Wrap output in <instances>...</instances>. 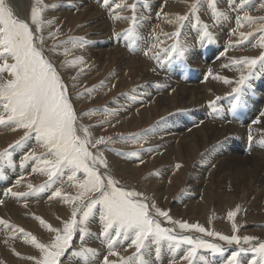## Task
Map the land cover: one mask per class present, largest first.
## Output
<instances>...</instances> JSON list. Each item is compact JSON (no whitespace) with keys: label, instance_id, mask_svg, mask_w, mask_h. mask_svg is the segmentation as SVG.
Instances as JSON below:
<instances>
[{"label":"bare ground","instance_id":"1","mask_svg":"<svg viewBox=\"0 0 264 264\" xmlns=\"http://www.w3.org/2000/svg\"><path fill=\"white\" fill-rule=\"evenodd\" d=\"M88 1L73 0V2H76L73 3L74 5L81 3L82 6L78 10H82V13H87V18L93 21L91 25H94L95 34L97 35L94 42H91L92 45H90L89 49L91 54L96 57L92 58V61L91 58L88 59V66L89 64H93L97 68V72H104L109 67V59L111 61L118 59L113 71L107 76L108 78L106 77L103 84L100 85L101 87L98 86L99 88L91 92L93 93L92 98L102 97L112 88V85H116L115 83L117 81L122 82L127 79L128 70L134 69L137 62L141 64V68L140 72H138L140 82L137 83L136 87L141 85L145 86V88H139L135 91V88H133L130 91V97L128 94L127 96L124 95L116 103L118 105L112 104L111 110L115 113L110 111L109 116H107V120L109 121L101 127L105 128V125L114 122V119H119L120 121L123 118L125 120L123 124L126 126L127 119L131 117L134 118L135 123L139 124L141 121L139 113L142 110L147 109L146 113L148 112V114L145 115V119H149L152 116L150 114L151 111L148 110L149 105H153L151 107H155L156 110L160 108L159 111L162 112L161 118L166 116L167 119L165 128H158V123L144 130L147 138L153 136L155 133H160L158 139L146 142V139L142 137L136 138L135 136H128L127 138L125 137L119 140L122 145H133L131 142L142 145L136 146L138 148V152H136L138 153V157L136 160L130 156H126L128 161H126L125 156H120V158H117L114 154L111 156L113 159L112 163L117 167V171L120 173L132 172L142 162H147L148 164L157 162L155 171L149 178L145 179V183L149 190L154 191L160 189L162 197L161 200H158L163 207H166V200H164L166 198L164 197H167L170 194L171 187H174L170 179L172 177L176 179V176L178 178V175H184V170L187 168L188 173L185 175L187 181L184 191L177 197V202L170 205L172 213L174 214L173 216L176 215L179 217L185 213H189L193 219L198 217L203 222H209L211 219L209 209L213 207L216 213L215 225L229 231L228 226L230 220L228 219V213L231 212L230 206L238 198L244 202L243 205L241 204L240 219L246 216L252 225V231H259L264 236V143H262L264 141V120L260 124L252 123L259 116L260 112L264 111V96L252 94V97L246 93L242 97L243 106L238 105L235 110L232 108V104L236 103L234 95H223V93L219 100L214 97L218 91L215 85H221L220 87L226 90V93H231L233 88L231 86H236L234 80L239 79L237 75L244 69L221 74L218 73L219 71L227 68L231 70L237 69L238 67L234 64V61L241 60L244 56L258 54L260 52L259 39L261 35H264L263 32L258 31L253 38L245 42L244 39L250 34L249 30L251 28L258 29L261 25L257 21L248 24L247 20H244L243 17L248 11L261 8L260 4L264 0L253 1L250 5L244 6L243 8L240 6V0H211L215 5L214 8H218L224 15H226V11L223 8L225 6L229 8L228 16L231 17L232 28L236 31L234 40L236 43L242 40L247 47V49L237 52H229L228 54L226 52L221 53L223 58L218 64H216L217 43L212 38L209 39L206 36V31L215 29L214 32H210L209 34H214L218 38L223 39L229 37L233 33V30H230V26L223 16L220 18L218 26L216 23L210 22L214 9L213 4L209 3L211 2L210 0H202L198 7L199 11H195V15H193L194 17L200 16L199 20L196 21L195 18H191V22L186 24L183 31H181L182 33L179 39L176 40L179 48L187 49L185 56H175L172 60H169L164 55L165 51H162L160 45L165 42L161 38L163 28L168 29L169 26L172 27L175 21L171 20L169 25L164 24L168 21L165 20L168 15L166 7L168 5L174 10L178 9V7L180 8L179 4L176 5L177 0H140V5L146 11L149 19L147 22H140L133 26L129 32L128 39L122 34L116 36L118 32L128 27L127 24H119V18H116L114 12L109 16L103 15L102 11L99 10V5H88ZM27 2V0H9L10 6L18 19H29V3L27 4ZM163 2L165 3V9L162 15H160L163 10L160 4ZM93 6L98 8V10ZM139 10L140 12L137 11L138 15L144 16L143 9L139 7ZM250 13L254 12H249L247 15ZM125 15H130V12L125 13ZM68 16L72 17V13H68ZM238 19L241 20L240 26L237 25ZM202 20H208L209 24ZM105 22H107V25ZM194 22L200 25L199 28L197 25L194 28ZM250 32H255V30ZM154 44L157 46L153 47ZM154 50H157L156 55H153ZM127 52L130 54L128 55ZM157 56L161 57L159 60L161 63L156 59ZM195 60L201 64L195 67L196 69L194 70L190 62ZM162 64L168 65L169 67H163ZM197 65L195 64V66ZM176 67L179 68L176 69ZM212 70L224 79H212ZM163 72L167 75L162 74ZM257 77L260 82L255 83V89L261 92V83L264 84V71L259 66H257ZM63 78L61 80L67 88L69 99L72 100L70 87ZM224 80H231L232 85L228 86L224 83ZM189 84L194 87H190ZM148 97L151 99L147 101ZM128 101H131V103L145 104L135 109H130L128 107ZM212 101L216 102L214 107L211 106ZM73 107L76 109L75 105ZM142 112L144 113V111ZM96 116L97 118L99 117V115ZM102 128H98V131H101ZM249 130H251L253 136L251 142L248 140ZM2 133L6 132L2 131ZM79 134L82 136L81 131ZM2 135L8 134H0V137ZM12 135L14 136L12 133L9 138ZM2 141L4 139L0 140V143ZM122 145L119 144V148H123ZM11 153H14V150ZM186 161L192 162V165L188 167ZM31 166L27 169L18 166V171L11 167L7 169L0 168V201H3V203H0V263L2 264L6 262L5 260L12 261V253H16L15 248L20 253L31 254L37 249L27 234L19 233L16 235L13 239H17L18 242L7 239V235L11 234L12 236V230L15 228L11 222H17L23 224V226L26 225L29 229L33 228L32 230L37 229L36 225L39 221L35 218V215L33 216L31 213L25 211L27 205L41 204L47 207L44 214L46 218L48 217V221L54 225L58 224V221L62 218L67 217L66 208L63 206L64 201L60 197L56 200V203L59 206V208L57 207V211L61 212V216L57 215L58 217H56L53 215L56 207L54 204L45 206L50 205L49 203L54 201L53 193L58 188L51 191L52 189L47 188V184H44L34 191L25 190L28 185L25 182H21L22 179L20 180L19 176L24 172L30 171ZM135 173L137 174V172ZM157 175L160 177L159 180L157 179ZM18 179L20 181L19 184L16 183ZM55 183L59 184L60 180ZM40 188H43V191H37ZM8 189H11L14 193H22L23 195L14 196L8 192ZM11 200L13 206H8V204H11ZM33 212L35 213V211ZM99 221L97 220V216L89 219L88 224L92 226L91 230L94 231V228H97L96 222L99 224ZM102 228L103 226L98 228L100 232ZM92 234L96 233L92 232ZM93 237H85L81 241V245L77 241L78 238H76L71 253L76 248L79 249L82 247V250H79L78 254H74L75 258L82 259L83 257L88 261V264H103V257L108 254L107 242L106 240H98V237ZM98 243H100L99 248L97 247ZM216 244H219L225 249L224 255H213L203 250L199 255L204 256L205 260L197 261L196 264H224L226 258L233 251L237 250L234 247L225 248L220 243ZM124 245L127 246L128 244H122V241H118L113 246L114 250L119 252V255L113 256V258L133 257V254H128L125 250L123 251L124 247L122 248V246ZM85 248L95 250V255L92 253L81 255L80 253ZM155 248L156 245L153 244L150 253L145 255L144 259L149 264H171L172 260L182 258L186 255L188 245H183V248L179 252L173 253L171 248L168 247V243L164 241L160 245L161 253L159 259H156ZM253 258L251 254H243L241 260L243 264H249V261ZM108 259L110 264H116L114 260H111V256ZM18 261L16 260V262ZM19 262L22 263V261ZM62 264L73 263H67V259L65 258ZM136 264H139V260H136Z\"/></svg>","mask_w":264,"mask_h":264},{"label":"rangeland","instance_id":"2","mask_svg":"<svg viewBox=\"0 0 264 264\" xmlns=\"http://www.w3.org/2000/svg\"><path fill=\"white\" fill-rule=\"evenodd\" d=\"M27 1H28L27 4L29 3L28 4L29 5L28 6L29 7L28 8L29 19L26 18V19H21V20H23L24 22H26L30 25L35 36L42 37V41H38L37 43L39 44V47H40L44 57L50 63H52L53 67L56 69V71H58L57 72L58 75H61L60 76L61 78L64 77L63 78L64 81H66V84L70 87L71 97H72V100L70 99V101L72 102L73 105L76 106V109L74 107L73 108H74V111L77 115V124H78L79 128L81 129L82 136L84 135L82 129H88L89 136L92 139V141L98 140L101 137H103L104 140L106 141L105 144L96 145V147L89 146V150L93 153V155L103 156V158L107 162L106 167L101 166L99 164L96 165L99 173L101 175L110 176L116 182V186L121 188V189H124L126 191H134V192L139 193V194L141 193L140 199H142V201L148 205L150 215L152 216V218L154 220H156L157 222H159L161 227L171 228L173 230V232H172L173 235L187 236V237L190 236L192 239H195V240L203 239L209 243H220L225 248L234 247V248L238 249V247H243V248L247 249L250 247V245H245L243 243H241V245H239V246L235 245V244L234 245H227L225 242L219 241L218 239H216L214 237H209V236H206L204 234H201V233H198L195 231H183L179 228L180 223H188V224H199L201 227H204L206 230L212 231V232H217L221 235L231 236V235L235 234L241 238V241L243 240V237L251 236V237L256 238L255 241H253V243L259 244L261 242H264V236H262L261 233H259V231H257V232L252 231V225L249 223L250 221L247 219L246 216H244V218L242 217V219H240L241 217L239 215L241 213L242 205L244 202H242L238 198L235 199L234 203L230 206L231 212L232 211L237 212V215H236L237 218L235 217L234 221L230 220L229 226H228L229 231H226L223 228H220L219 226L215 225L216 213H215L213 207H210L211 209H209V215H210V218L212 219V220L210 219L209 222H206V221L203 222L202 219H199L198 217L193 219L191 217V215H189V213H185L184 215L179 216V217L176 215L173 216L174 214L172 213V209H171L170 205H173L174 203H176L177 197L179 195H181L184 191L185 183L187 181L186 176H185L188 173L187 168H185V170H184L185 171L184 175H178V178L176 176V179H174V177H172L170 179L171 184L173 183L174 187L172 186L171 191L169 192L170 194L167 197H164V198H166V199H164V200H166V207H163L161 205V203L159 202V200H161V197H162L160 189L154 190L155 191L154 192L152 190H149V188L147 187V184L145 183V179L149 178L150 175L155 171V169L157 167V162H152L150 164H148L147 162H142L138 165L136 170L134 169L135 171L130 170L132 172L120 173L119 171H117V169H116L117 167L115 166L114 163H112L113 159L111 156L113 154L116 155L117 158H120V156H125L126 161H128L126 156H128V157L130 156L131 158L133 157L134 160H136L138 157V155H137L138 153H136V152H138L137 151L138 148H136V146L142 145V144H134V142H131V143H133V145L132 144H127V145L123 144L122 145V143L119 142V140H122L125 137L127 138L128 136H135L136 138L142 137V138L146 139V142H148L150 140L158 139V135L160 133H155L153 136L147 138L146 137L147 134L144 133V130L149 128L151 125L158 124V123H159L158 128H165L164 126H165L166 121H167L166 116L161 118L162 112L159 111L160 108H158V110H156L155 107L154 108L151 107L153 105H149L148 110L151 111L150 114H152V116H150L149 119H145V115H147L148 112L146 113L147 109L142 110V111H144V113L142 111L139 113V115L141 116L140 117L141 121L139 124L135 123L134 118L131 117V118L127 119L128 121L126 122L127 123L126 126L123 124L125 122V120L123 118V120H120V121H119V119H114L115 121L117 120L116 121L117 123L114 121V122H111V123L105 125L106 129L101 127V126H103V124H106V122L109 121V120H107L108 119L107 116H109V112L110 111L114 112L113 110H111L112 104L115 105L120 100V98L123 97L124 95L127 96V94H128L130 97V91L133 90V88H135L134 91L136 89H139V88H145L144 85L136 87L137 83L140 82V80H139L140 75L138 72H140L141 64L137 62L138 64L137 63L135 64L134 69L128 70V76L129 77L127 76V79H125L122 82L117 81L115 83L116 85H112V88L109 91H107L102 97H100V98L99 97H93L92 98L93 93H91V92L93 90H96L97 88H99L98 86L103 84L106 77L111 73V71H113L115 63L118 59H115L112 61H111V59H109V67L106 68V70L104 72L99 71L100 73L97 72V68L94 67L93 64H91V65L89 64V66H88V63H89L88 59L91 58V61H92V58L96 57L95 55L91 54V51L89 49H90V45H92L91 42H94L95 37L97 35L95 34L96 32L94 29V25H91V23L93 21H90V19L87 18V13H82L81 12L82 10L81 11L78 10V8H81V6H82L81 3L74 5L73 3H76V2H73V0H40L39 4L37 3V0H27ZM89 1H91V2H89ZM89 1L87 2L88 5H91V6L92 5H94V6L99 5V10L102 11L103 15L105 14V16H109L111 13L114 12V14L116 15V18L117 17L119 18V22H118L119 24H127L128 25V27L126 29L118 32L117 33L118 35H116V36H119L120 34H122L126 37V39H128L129 32L133 26H135L137 23H140V22H147L149 19L146 11L140 5V0H108L107 5H105L103 3V0H89ZM253 1H256V0H249L248 4L244 5V6L250 5ZM201 2H202V0H177L176 5L179 4L180 8L178 7V9H176V10H174L172 7H169L167 5L166 8L168 10L167 11L168 15L165 18V20H168V21H166V23H164V24L169 25L171 20H175V21L172 24V27L169 26L168 29L163 28V31L161 33V38H163L165 40V42L162 45H160L162 48V51L169 49L174 43L176 44L177 39L173 37V34L177 30H179L180 33H182L181 31H183L186 24L191 22V18H195L196 21L199 20L200 16L194 17L193 15H195V11H199L198 7H199V4H201ZM117 3L121 4L120 8L115 7V5ZM209 3L213 4V1H211ZM262 3H264V1ZM132 5L136 6L135 10H133V8L131 7ZM160 5L163 8V10L160 14V15H162V13L165 9L164 8L165 3L163 2ZM139 7H141L143 9V11L145 13L144 16L138 15L137 11L140 12ZM33 8H41L42 9L41 15H40V19H41L42 23H41V30L39 32L36 31V25L32 24V20H31V13H32ZM94 8L96 10H98V8H96V7H94ZM223 9L226 11V15L222 14L218 8H214L212 11L210 22H214L218 26V24L220 22V18L223 16V18L229 24L230 30H233L232 23H231V17L228 16V13H229L228 9L229 8L225 6V8H223ZM252 11L254 13L248 14L249 17L253 18L252 23L257 21V23H259L261 26L258 29L257 28H251L249 30L250 34H248V36L244 39V42L253 38L255 33H257L258 31H261L264 34V31L261 30V29H264V8H259L258 10L254 9V10L248 11L247 13L252 12ZM127 12H130V15H125V13H127ZM68 13L69 14L72 13V17H69ZM167 13H164V14H167ZM114 14H112V15L115 16ZM134 14L137 17V20L135 23L132 20V16ZM181 17L184 18L182 21L179 19ZM202 21L209 24L208 20H206V21L202 20ZM107 22H105L106 25H107ZM252 23L248 22V24H252ZM193 24H194V28H196V25L198 26V28L200 26L196 22H194ZM244 27H246V26L244 25ZM253 30H255V32L251 33L250 31H253ZM109 31H108V33H109ZM214 31H215V29L206 31V36L212 38L217 43V63L216 64H218L222 60L223 56L221 55V53H223V52H226L228 54L229 52H237L240 50L247 49V47L244 45L242 40L239 41L238 43L235 42V40H234L235 34H236L235 30H233V33L230 34L229 37H226L223 39L218 38L214 34H211V35L209 34L210 32H214ZM132 32H131V34H132ZM53 33H57V35L53 36L52 35ZM170 36H172V37H170ZM80 40L83 41V44L78 43V44H76L75 47L71 43V41H80ZM129 51H131V50H129ZM156 51L155 50L153 51V55L154 54L156 55ZM127 53H128V55L130 54L129 52H127ZM261 54H264V48L260 47V52L258 54L247 55V56H244V58H258ZM175 56L176 55L173 54V58ZM0 63H2V61H0ZM8 63H12V61L9 60ZM190 63H191V66L194 67V70L196 69L195 67H198L201 64L197 60L191 61ZM195 64H198V65L195 66ZM162 65H163V67H169L168 65H164V64H162ZM221 67H224V66H221ZM237 67H238L237 69H232V70L227 68L223 71H219L218 73L219 74L224 73V72L231 73L233 71L243 69L242 65H237ZM177 68L178 67H176V69ZM92 69H93V71H92ZM255 71L257 73V68ZM95 72H97V73L95 74ZM199 72H200V70H199ZM218 73H214V71L212 70V74H211L212 79L213 78L218 79V77H219V79H224L222 76H219ZM240 73L246 74V70H242V72H239V74L237 75L238 78L241 75ZM150 74H152V73H150ZM162 74L167 75L165 72H163ZM3 75L5 76V78H10V77H7V73H5ZM200 78H202V77H200ZM235 81L236 80H234V82ZM163 82H166V81H163ZM259 82H260V80L257 77V75L254 77V79L252 81H250L252 87H251L250 91L246 92L248 96H252V94H258V95L264 96V84L263 83H261L262 84V91L261 92H259L258 89H257V91L255 89V83H259ZM227 85L230 86V85H232V83H229ZM215 86H217L216 88L218 89V91L216 92L217 94L214 95L215 99H217V97L220 98V96L223 93H224L223 95H227V93L225 92L226 90H223L220 87L221 85H215ZM190 87H194V86L190 85ZM231 87H234V86H231ZM230 94H233L232 91ZM158 96H160V95H158ZM155 97H157V96H155ZM150 99L151 98L148 97L147 101ZM144 104L145 103H131V101H128V107L130 109H135V108L140 107ZM116 105H118V104H116ZM150 107H151V109H150ZM110 114H112V113H110ZM0 115H5V117L7 115L6 113L3 112L2 106H0ZM96 115H99V117L97 118ZM115 118H116V116H115ZM110 127H112V128H110ZM9 128H10V130H8ZM98 128H102L101 131H98ZM152 129H153V127H152ZM5 130H7V131H5ZM2 131L6 132V133H2ZM26 132H28L27 129L19 128L12 122H6L5 124L0 125V134H8V135H2L0 137V140L4 139V141H2L0 143V168L7 169V168L11 167V168L16 169V171H18L17 170L18 166L27 169L29 166L32 165L30 171L24 172L22 175L19 176V179L20 180L22 179L21 182H25V183H27V185H32L31 188L27 187V188H25V190L34 191L36 188L42 187V185H44V184H47L46 185L47 188L52 189L51 191H54L58 188L57 190L61 191V197L60 198H61V200L64 201L63 206H65V208H66L65 211L67 213L66 214L67 217L62 218L61 220L58 221V224L54 225L52 222L48 221V219H47L48 217L46 218V215L44 214L45 209L47 207H44L41 204L27 205L25 208V211L28 213H31V215H33V216L35 215V218H37L39 221V223L36 225L37 229L32 230L33 228L29 229V227H27L26 225L23 226V224H19L17 222L16 223L11 222L12 226L15 227L14 229H23V232L14 231V229H13L12 230V236H11V234H8L7 239L17 241V239L15 240L13 238H15V236L18 235L19 233H21V234L23 233L25 235L27 234V236L30 237L31 239H32V237L35 238V240L38 244H43L45 246H48L53 242L55 236L58 233L62 234L64 224L71 220L72 210L74 208L80 209V211L77 212V217H76L77 220H79L81 218V214H82V211L84 210V208L81 205V201L75 200V198L80 194V192L82 190L78 186H76V181H69L67 179L68 175L70 174L67 171L64 173V175L62 177L54 178L55 182H58L60 180L59 184L54 182V183H51L50 186H49L48 176L46 174H44L43 172H41L39 170L33 171L34 168H37V166L40 165V160L45 159V158H49L48 157V150L45 147H43L35 139L34 133H30L26 136ZM12 133L14 134V136L12 135L9 138V136ZM160 137H162V135H160ZM119 144L122 145L123 148H119ZM135 149H136V151H135ZM12 150H14V153H11ZM29 154H31L32 157H38L40 159L32 158V159H29L27 161H24L23 165H22L21 162L23 161V158ZM186 162H187L188 167H190L192 165V162L191 163H190V161H186ZM32 167H33V169H32ZM34 172H36L37 174ZM135 172H137V174ZM42 177H45V178H42ZM83 178H84L83 173L77 174V181H80V180L82 181ZM157 179L159 180L160 177L158 176ZM105 183H107L106 179H105ZM143 185H145L146 187ZM187 196H189V195H187ZM66 197L73 198V202H71V203L67 202V200L65 199ZM58 198L59 197L54 196V201H51V203H49L50 205H45V206H51L52 204H54L56 206L55 210H54L55 212L53 213V215L56 217H58L57 215L61 216L60 215L61 212L57 211L58 210L57 207L59 208V206L56 203V200H58ZM82 199H83V204L88 203L87 197H83ZM8 206H13L12 200H11V204H8ZM157 209L160 211L168 212L169 217H170V221L165 219L164 217L157 215L156 214ZM238 209H239V211H237ZM33 211H35V213ZM95 216H97V220L99 221V216H98L96 210H94L93 215H91L89 217V219H91ZM68 217H70V218H68ZM89 219L86 222V224L83 226L84 228H86V232H87V233L86 232L84 233V236L85 237L94 236V237H98V240H106L105 238L101 237V235H100L101 232L99 231L100 229H98L101 226H103L102 223L100 221H99V224L96 222L97 228L95 227L94 231H93V230H91L92 226H90V224H88ZM238 219L240 220V222ZM41 220L44 221V224L40 223ZM62 220H63V222H62ZM233 223H235V224L237 223L236 227L238 228V232H235V233L233 232V227H232ZM49 228L54 229L55 231H50ZM1 231H3V230H1ZM78 231L79 230H77L76 234L74 235V238L71 242V246L67 249L64 256L61 258L62 262L66 258L67 263L88 264V261L85 258L82 257V259H79V258L74 257V254H78V251L82 250V247H80L79 249L76 248L71 253L72 246H73V243L75 242L76 238H78L77 241L81 245V241H82L80 239L81 232L79 231V233H78ZM92 232H95L96 234H92ZM78 234H79V236H77ZM120 241H122V244H128L129 245V246L128 245L122 246V248L124 247L123 251L125 250V252L128 254H130V253L134 254L135 248H134V246H130V244H129L131 242L130 240H120ZM99 244L100 243L97 244L98 248L100 246ZM183 245L184 244H181L179 248H171V250L173 251V253L179 252L183 248ZM103 246H105V245H103ZM15 250H16V253H14V254L12 253V256H13L11 258L12 261L5 260L6 262L4 264H23V263L24 264H36V260L41 259L42 255H43L39 251L38 248L32 254L31 253H20V252H18V250L16 248H15ZM201 251H203V250H201ZM200 252L198 253V255L200 254ZM244 254L253 255V253H251V252H245ZM242 256H243V254H242ZM241 257H240V259H241ZM116 258L117 257L113 258V256H111V260L115 261L114 263L120 264L121 258L120 257L117 259ZM13 260H15V261L13 262ZM16 260L22 261V263H20L19 261L16 262ZM173 262H175V264H188V262L182 260V258L172 260L171 264H173ZM0 264H2V263H0Z\"/></svg>","mask_w":264,"mask_h":264},{"label":"snow or ice","instance_id":"3","mask_svg":"<svg viewBox=\"0 0 264 264\" xmlns=\"http://www.w3.org/2000/svg\"><path fill=\"white\" fill-rule=\"evenodd\" d=\"M40 0H37L39 4ZM249 0H240V6L243 8ZM105 5L108 0H103ZM116 8L121 4L117 3ZM135 10V5L131 6ZM195 7V6H194ZM215 5L213 4V8ZM264 8V3L260 4ZM41 8H33L31 13L32 24L36 25V31L41 30ZM181 21L183 17L179 18ZM244 20L252 23V18L244 14ZM135 23L136 15L132 16ZM237 25H241V20H237ZM264 31V29H261ZM53 36L57 33H53ZM181 33L177 30L173 37L179 39ZM209 39H211L209 37ZM38 41L42 37L35 36L32 28L26 22L18 19L10 6L9 0H0V106L3 108L5 115H0V125L6 122H12L19 128L27 129L26 136L30 133L35 134V139L48 150V157L40 160V165L33 171H41L48 176L49 186L54 183V178L62 177L67 171L70 174L67 179L76 181L82 191L75 198L80 200L84 210L81 218L77 220L78 208L72 210V218L66 222L62 234L58 233L53 242L45 246L38 244L35 238H32V244L43 254L41 259L36 260V264H62L61 258L67 249L71 246L77 230L81 232L80 239H84L86 228L83 226L97 211L99 220L103 225L100 233L101 237L106 239L108 254L103 257V264H110L109 256H118L113 246L120 240H130V246H134L135 252L133 257L121 258V264H149L144 256L150 253L153 244L156 245L155 255L159 259L162 242L166 241L169 248H179L181 244L188 245L186 255L182 260L188 264H196L197 261L205 260V257L198 255L201 250L208 251L213 255L223 256L225 249L216 243H209L203 239L194 240L187 236L173 235L171 228L161 227L160 223L152 218L149 207L140 199V194L134 191H126L116 186V182L106 175H101L96 167L97 164L106 167L107 162L103 156L93 155L89 146L105 144L103 137L92 141L88 129H82L84 135L79 133L81 129L77 124V115L74 111L73 104L69 99L68 91L53 67L43 55ZM73 46L83 44V41H71ZM157 45H153L156 47ZM259 47L264 48V35L260 36ZM186 48H179L178 44H173L165 50L164 55L171 60L173 54L178 57H184ZM147 55V53H145ZM157 60L161 57L157 56ZM11 60L12 63H8ZM236 65H242L246 74H241L235 81V87L232 88L236 103L232 104L233 110L237 106H243L242 97L247 91L251 90V83L257 75L256 68L264 71V54L258 58H244L234 61ZM7 73L5 78L3 74ZM219 79V77H218ZM224 83H232L224 80ZM219 100V97H217ZM215 101L211 106H215ZM264 120V111L252 122L260 124ZM248 140L251 142L253 136L249 130ZM264 143V141H262ZM40 159L26 155L21 162L29 159ZM83 173V180L77 181V174ZM105 179L107 183H105ZM19 179L16 181L19 184ZM29 188L32 185H28ZM43 191V188L37 189ZM8 192L14 196L23 195L14 193L11 189ZM55 197H61V191L56 190L53 193ZM83 197L88 198V203L83 204ZM67 202H73V198L66 197ZM3 203V201H0ZM239 211V209L237 210ZM156 214L170 221L168 212L156 210ZM237 212L228 213V219L233 220ZM44 224V221H40ZM233 232H238L236 224L233 223ZM179 228L183 231H195L209 237H214L227 245H250L249 248L238 247L224 261V264H243L240 257L245 252L253 253V259L249 264H264V242L259 244L253 243L255 237L245 236L241 238L235 234L221 235L201 227L199 224L180 223ZM50 231H55L49 228ZM14 231L23 232V229H14ZM92 253L95 250L90 248L83 249L81 255ZM175 264V262H173Z\"/></svg>","mask_w":264,"mask_h":264}]
</instances>
